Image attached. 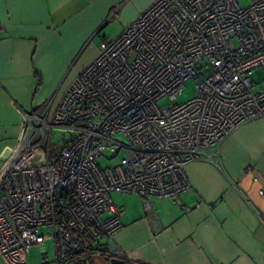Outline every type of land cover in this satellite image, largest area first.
Here are the masks:
<instances>
[{"label": "built area", "instance_id": "2783aa9c", "mask_svg": "<svg viewBox=\"0 0 264 264\" xmlns=\"http://www.w3.org/2000/svg\"><path fill=\"white\" fill-rule=\"evenodd\" d=\"M255 70L264 75V0H155L101 42L53 111L24 114L22 137L0 166V255L27 264L51 240L58 264L86 262L123 229L115 193L138 196L149 212L155 198L182 207L185 167L218 165L227 138L264 118ZM188 80L194 96L177 103ZM54 128L78 135L39 166L37 145ZM106 155L112 164L99 166Z\"/></svg>", "mask_w": 264, "mask_h": 264}, {"label": "crops", "instance_id": "0c3cea01", "mask_svg": "<svg viewBox=\"0 0 264 264\" xmlns=\"http://www.w3.org/2000/svg\"><path fill=\"white\" fill-rule=\"evenodd\" d=\"M154 1L0 0V166L22 137L24 114L53 111L101 42L118 37ZM114 11L119 35L95 42ZM185 174L182 207L155 198L149 212L136 195L112 194L123 229L110 246L73 264H109L111 249L131 264H264V118L227 138L218 165L193 162ZM0 264H8L1 255Z\"/></svg>", "mask_w": 264, "mask_h": 264}, {"label": "rangeland", "instance_id": "374dc122", "mask_svg": "<svg viewBox=\"0 0 264 264\" xmlns=\"http://www.w3.org/2000/svg\"><path fill=\"white\" fill-rule=\"evenodd\" d=\"M249 2H244L242 5L246 6ZM119 35V26L116 21L110 22L97 37H95V42H98L103 37H116ZM251 80L258 84V86H262L264 84V75H262L261 70H255L251 76ZM195 83L192 80H188L184 83V90L178 96L176 102L182 103L186 102L194 96ZM165 102L163 101L162 104ZM77 132H70L64 128H54L45 130L42 139L40 136V143L37 147L41 150L39 156L37 157L36 163L41 166L46 164L48 161L54 162L62 148L71 140L77 137ZM107 159H110L109 155H106L102 159L98 160V164L101 167H106L112 164ZM114 163V162H113ZM113 199L117 198L113 196ZM42 232V230H41ZM53 241L48 240V250L47 252L42 253L40 249L33 248L29 254L27 259V264H57L53 261V253L55 252L53 247ZM52 245V246H51ZM52 247V248H51ZM71 261L65 263L69 264ZM64 264V263H63Z\"/></svg>", "mask_w": 264, "mask_h": 264}, {"label": "water", "instance_id": "95a60500", "mask_svg": "<svg viewBox=\"0 0 264 264\" xmlns=\"http://www.w3.org/2000/svg\"><path fill=\"white\" fill-rule=\"evenodd\" d=\"M9 152V149L5 150L3 155H2V159L6 157L7 153ZM42 248H45V247H42ZM109 264H125L124 261L122 260H119V259H115V258H112L110 261H109Z\"/></svg>", "mask_w": 264, "mask_h": 264}, {"label": "trees", "instance_id": "16d2710c", "mask_svg": "<svg viewBox=\"0 0 264 264\" xmlns=\"http://www.w3.org/2000/svg\"><path fill=\"white\" fill-rule=\"evenodd\" d=\"M76 235H77V237H81L82 238V236L80 234L77 233ZM82 242L84 244L85 250H90V241L87 240V239H82Z\"/></svg>", "mask_w": 264, "mask_h": 264}]
</instances>
